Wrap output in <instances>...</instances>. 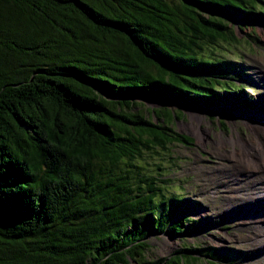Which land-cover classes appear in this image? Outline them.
I'll return each instance as SVG.
<instances>
[{
	"label": "trees",
	"instance_id": "obj_1",
	"mask_svg": "<svg viewBox=\"0 0 264 264\" xmlns=\"http://www.w3.org/2000/svg\"><path fill=\"white\" fill-rule=\"evenodd\" d=\"M256 14L264 0H0V264L217 260L184 242L147 256L149 231L195 230L167 163L150 162L191 139L137 99L239 100L221 54L239 43L230 18Z\"/></svg>",
	"mask_w": 264,
	"mask_h": 264
},
{
	"label": "rangeland",
	"instance_id": "obj_2",
	"mask_svg": "<svg viewBox=\"0 0 264 264\" xmlns=\"http://www.w3.org/2000/svg\"><path fill=\"white\" fill-rule=\"evenodd\" d=\"M230 23L239 43L221 56L236 59L239 100L232 101L236 91L227 92L223 99H231L218 108L137 99L147 109H171L177 116L174 130L191 139L172 145L170 159L160 151L150 162L167 163L164 178L171 184L165 186L184 190L188 209L182 216L195 230L183 241L149 231L150 259L167 257L188 243L218 252L217 260L202 256L198 264H264V219L257 216L261 203L252 206L264 193V14L251 23L232 16Z\"/></svg>",
	"mask_w": 264,
	"mask_h": 264
},
{
	"label": "bare ground",
	"instance_id": "obj_3",
	"mask_svg": "<svg viewBox=\"0 0 264 264\" xmlns=\"http://www.w3.org/2000/svg\"><path fill=\"white\" fill-rule=\"evenodd\" d=\"M264 130V127L262 128ZM264 194V193H263ZM263 194H260V195H257L258 198L252 202V206L255 204V203H261V209L260 211L258 212L257 216L260 217V218H263L264 219V195ZM260 197V199H259ZM251 206V207H252ZM249 208V207H248ZM245 210V209H244Z\"/></svg>",
	"mask_w": 264,
	"mask_h": 264
},
{
	"label": "water",
	"instance_id": "obj_4",
	"mask_svg": "<svg viewBox=\"0 0 264 264\" xmlns=\"http://www.w3.org/2000/svg\"><path fill=\"white\" fill-rule=\"evenodd\" d=\"M196 108H198V107H196Z\"/></svg>",
	"mask_w": 264,
	"mask_h": 264
}]
</instances>
